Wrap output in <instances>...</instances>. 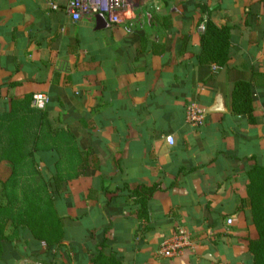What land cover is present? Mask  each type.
<instances>
[{"label": "crops", "instance_id": "1", "mask_svg": "<svg viewBox=\"0 0 264 264\" xmlns=\"http://www.w3.org/2000/svg\"><path fill=\"white\" fill-rule=\"evenodd\" d=\"M52 1L60 8L67 2ZM135 3L119 24L99 28L90 19L72 23L48 0H0V110L11 100L46 94L49 103L40 109L50 125L72 130L77 148L97 164L63 186L57 209L67 218L65 247H33L30 259L19 262L42 257L52 264H90L105 240L104 253L120 264H251L248 244L257 234L244 168L264 165V83L251 88L253 124L232 114L231 95L234 84L252 74L264 81V0ZM163 17L168 28L154 23ZM207 20L232 28L229 59L215 71L197 62L199 26ZM135 23L138 28H127ZM155 47L162 53L152 54ZM216 95L225 112L207 113ZM190 102L205 113L200 128L185 121ZM170 135L177 146L161 156L160 144ZM36 158L48 180L56 154ZM0 168L3 181L9 168L4 162ZM125 186L156 187L140 220L129 215L128 208L138 206ZM89 191L96 201L87 199ZM178 226L190 231L194 249L159 258L158 247Z\"/></svg>", "mask_w": 264, "mask_h": 264}, {"label": "trees", "instance_id": "2", "mask_svg": "<svg viewBox=\"0 0 264 264\" xmlns=\"http://www.w3.org/2000/svg\"><path fill=\"white\" fill-rule=\"evenodd\" d=\"M154 23L158 26L160 23L164 28L170 25L166 17L154 20ZM154 23L151 18V25ZM127 28L138 26L135 23ZM231 29L217 28L209 20L205 22L197 56L199 65L213 64L217 69L226 66ZM144 42V38L140 40L139 53L145 50ZM161 53L162 48L152 49L154 55ZM259 83H264L263 77L252 74L249 80L235 83L231 95L232 114L245 118L249 124L254 123L251 88ZM31 101L32 96L27 95L11 100L7 111L0 110V164L4 162L9 168L8 177L0 180V264L30 259L27 253L33 247L43 245L55 252L65 247L67 218L57 209L63 186L80 177L90 165L97 168L90 153L77 148L74 132L69 128H53L47 112L32 107ZM86 125L83 121V127ZM39 152H54L57 156L55 172L48 180L39 169L36 158ZM248 160L251 158L242 161ZM244 177L248 181L246 206L257 234L256 239L249 241L248 253L251 264H264V165L254 161L253 165L244 168ZM124 188L132 205L138 206L137 210L129 207V215L140 220L147 213L148 201L156 187ZM87 199L96 201V192L89 191ZM105 247V240L96 245L90 264H120L113 253H104ZM20 251H24L25 256H20ZM30 264L44 263L33 261Z\"/></svg>", "mask_w": 264, "mask_h": 264}, {"label": "built area", "instance_id": "3", "mask_svg": "<svg viewBox=\"0 0 264 264\" xmlns=\"http://www.w3.org/2000/svg\"><path fill=\"white\" fill-rule=\"evenodd\" d=\"M136 3L135 0H67L66 4L60 6L48 0V7L52 11L63 10L64 14L72 23H79L83 20H96L102 17L106 22L119 24L121 22L120 15L127 11L133 10ZM204 31V25L199 26ZM213 71L216 67H212ZM49 103V97L43 93H37L32 96L31 104L34 108L40 109ZM205 113L195 102H190L185 107V121L193 128H200L204 124ZM177 146L176 135L166 136L160 144L158 154L163 156L172 148ZM163 152V153H162ZM228 226L232 225V220L226 221ZM195 242L189 230L183 226H178L172 235L165 239L157 249V256L161 259H174L182 256L186 251H192Z\"/></svg>", "mask_w": 264, "mask_h": 264}, {"label": "water", "instance_id": "4", "mask_svg": "<svg viewBox=\"0 0 264 264\" xmlns=\"http://www.w3.org/2000/svg\"><path fill=\"white\" fill-rule=\"evenodd\" d=\"M95 24L99 28H103L107 26L106 21L102 17H98L95 20ZM225 112V109L223 107V101L220 95H216L213 105L207 110V113H223ZM25 263H32L30 261H25V262H19L17 264H25Z\"/></svg>", "mask_w": 264, "mask_h": 264}, {"label": "rangeland", "instance_id": "5", "mask_svg": "<svg viewBox=\"0 0 264 264\" xmlns=\"http://www.w3.org/2000/svg\"><path fill=\"white\" fill-rule=\"evenodd\" d=\"M3 172H4L3 168H0V177H2ZM38 261L41 262V263H44V264L49 263V261L47 259H43L42 257Z\"/></svg>", "mask_w": 264, "mask_h": 264}]
</instances>
